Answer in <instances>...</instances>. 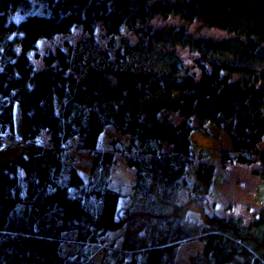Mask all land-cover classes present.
Listing matches in <instances>:
<instances>
[{
	"label": "trees",
	"instance_id": "1",
	"mask_svg": "<svg viewBox=\"0 0 264 264\" xmlns=\"http://www.w3.org/2000/svg\"><path fill=\"white\" fill-rule=\"evenodd\" d=\"M177 15L230 36L152 25ZM80 26L89 40L47 52L36 68L39 42ZM16 105L26 152L0 161V264H96L87 249L108 243L103 264H177L187 242L203 245L189 264H264V210L248 223L210 212L217 167L191 140L208 124L226 130L233 149L222 167L255 166L264 205V0H0V143L15 137ZM109 126L136 155L125 209L110 187L114 154L98 151ZM75 136L98 152L87 182L64 148ZM69 230L80 244L65 251Z\"/></svg>",
	"mask_w": 264,
	"mask_h": 264
},
{
	"label": "rangeland",
	"instance_id": "2",
	"mask_svg": "<svg viewBox=\"0 0 264 264\" xmlns=\"http://www.w3.org/2000/svg\"><path fill=\"white\" fill-rule=\"evenodd\" d=\"M152 25L160 29H170L179 25V29L187 28L191 37L194 39H215L221 40L228 38L230 33L228 31L221 30L219 28L211 27L205 24L201 20H194L193 22L186 23L179 15L172 16L170 18L162 19L156 18ZM76 28L69 35H60L53 37L52 39H46L39 42L38 50L33 52V62L36 68L40 69L44 67L42 63V56L49 51H55L59 47H66L68 44H76L81 41L90 39V34L81 28ZM100 28V25H99ZM127 36H129L127 34ZM96 40L100 43V47H106L108 44V38L104 37L101 31L96 34ZM131 43H135L137 37L135 35L130 36ZM177 47V46H176ZM174 48V50L176 49ZM180 56L188 55L192 58L196 57L198 53L196 51L177 48ZM41 55V57H40ZM254 65L257 62H251ZM259 67V66H254ZM22 114L19 105L15 107V146L12 149H8V143H0V161L13 160L18 157L22 152H26L22 147L23 133L21 131ZM6 137L9 134H5ZM9 140L12 137H8ZM78 138V137H77ZM191 140L195 153L198 157H203L208 162L216 165V176L211 188V192L207 199V207L210 212L218 213L223 217L236 216L243 218L247 223L250 222L264 210V205L259 201L262 196L261 193L257 196V189L262 188L259 186V179L255 177L251 170L255 167L251 165H232L223 168L221 165L222 153L224 150H232L233 143L231 135L224 130L213 124L206 126L205 132L193 131L191 134ZM37 142V141H36ZM44 147H52V143L49 139L48 133L45 131L41 139ZM80 138L72 139V144L67 150L75 161L74 166L79 171L80 175L86 180H89L92 170V162L95 160L98 152L87 151L80 149ZM131 139L123 135L121 132L115 130L113 126H109L107 130L100 136L98 143L99 152H110L114 154L115 162L112 168L110 187L113 190L121 192L123 197L119 203L121 209H125L129 204V198L132 193V188L137 180L138 171L129 164V159L136 157L135 153L131 150ZM257 151H264V138L259 143ZM232 154V152H231ZM122 234L118 233L117 237L119 242H122ZM202 244L199 242H187L182 246L177 264H189L190 254L195 253L197 250L202 249ZM65 247V251H66ZM92 257L93 262L96 264H103L106 259L107 251H111L110 244L102 246L100 249L92 251V247L87 249ZM126 258L128 259L127 255ZM90 258L85 259L82 264L90 263ZM116 264V261H113Z\"/></svg>",
	"mask_w": 264,
	"mask_h": 264
},
{
	"label": "bare ground",
	"instance_id": "3",
	"mask_svg": "<svg viewBox=\"0 0 264 264\" xmlns=\"http://www.w3.org/2000/svg\"><path fill=\"white\" fill-rule=\"evenodd\" d=\"M69 34H71V32L70 33H64V34H60V35H69ZM41 38V36L39 35L38 37H36V41H38L39 39ZM9 132H11V130L10 129H7ZM78 137V138H77ZM81 139V137L80 136H75V137H73L72 139ZM81 142V141H80ZM71 144H72V140L67 144V145H65L64 146V148H66V150H68V148L71 146ZM8 149H11V148H8ZM87 151H90V150H87ZM91 152V151H90ZM74 234H73V232L72 231H68V232H65L64 233V236H63V239H62V242H61V245H62V247L64 248L66 245H68V244H70V243H73V242H75L76 244H80L79 242V240H78V236H73ZM65 236H68V237H65Z\"/></svg>",
	"mask_w": 264,
	"mask_h": 264
},
{
	"label": "built area",
	"instance_id": "4",
	"mask_svg": "<svg viewBox=\"0 0 264 264\" xmlns=\"http://www.w3.org/2000/svg\"><path fill=\"white\" fill-rule=\"evenodd\" d=\"M13 144H14V138H13V136H12V139H10V140L8 141V147H9V148H12Z\"/></svg>",
	"mask_w": 264,
	"mask_h": 264
}]
</instances>
